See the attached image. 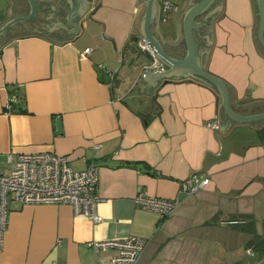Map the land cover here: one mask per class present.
Instances as JSON below:
<instances>
[{
    "label": "crops",
    "instance_id": "obj_1",
    "mask_svg": "<svg viewBox=\"0 0 264 264\" xmlns=\"http://www.w3.org/2000/svg\"><path fill=\"white\" fill-rule=\"evenodd\" d=\"M34 1V15L0 32V168L8 153L64 155L77 170L96 163L102 221L67 203L12 200L0 264H106L115 249L95 251L89 243L128 235L146 241L136 264L249 262L256 254L245 248L250 235L226 221L253 220L256 232L264 231V120L235 122L223 133L217 90L190 74L143 91L149 62L134 48L145 0H91L87 13L70 20L77 32L67 30L74 27L68 0ZM167 1L179 9L185 0ZM155 6V23H148L154 37ZM218 6L203 27H193L197 64L226 83L236 113L264 111L256 0H214L208 13ZM30 8L28 0H0V27ZM178 9L161 22L167 36ZM53 22L67 29L48 30ZM185 45L182 37L184 52ZM215 115L219 127L212 129L206 122ZM191 174L209 183L182 191ZM139 192L179 203L161 217L134 202Z\"/></svg>",
    "mask_w": 264,
    "mask_h": 264
},
{
    "label": "built area",
    "instance_id": "obj_2",
    "mask_svg": "<svg viewBox=\"0 0 264 264\" xmlns=\"http://www.w3.org/2000/svg\"><path fill=\"white\" fill-rule=\"evenodd\" d=\"M177 9V6L169 1L162 0L160 2L161 20L165 21L167 13ZM137 47L149 53L152 57V67L155 69L162 67L154 48L146 39H138ZM84 51L89 53L91 49L86 48ZM11 101L12 98L9 102ZM9 102L6 108L11 110ZM206 124L209 128L217 129L219 127L218 115L209 119ZM99 147V143L93 145L96 151ZM97 182L98 166L96 163H89L86 168L77 170L71 166L70 161L64 155L51 152L8 153L4 167L0 168V249L3 245L12 200L21 205L67 203L71 205L75 214L84 216L92 222L102 221V216L97 210L100 202V197L95 192ZM208 183V177L200 178L197 174H191L181 182V189L193 193ZM134 202L144 209L155 211L161 217H165L178 205L179 200L178 197L166 199L139 192L134 197ZM226 222L236 224L242 221L230 219ZM89 244L95 251L115 249V253L106 264H136L146 241L142 237L128 235L119 239L92 241ZM49 264L59 263L50 262Z\"/></svg>",
    "mask_w": 264,
    "mask_h": 264
},
{
    "label": "water",
    "instance_id": "obj_3",
    "mask_svg": "<svg viewBox=\"0 0 264 264\" xmlns=\"http://www.w3.org/2000/svg\"><path fill=\"white\" fill-rule=\"evenodd\" d=\"M68 1L70 2L71 9L69 11V14H66L67 20L74 27L67 29L60 22H53V26L48 30L52 31L53 28L61 26L70 32L78 31L76 24L70 22V20L77 12H84V14L87 13L90 8L91 0H85L86 2L84 0ZM145 1L147 9L140 22L141 37L142 39H146L154 48L156 57L162 63V67L159 69H155L154 67H152V57L149 55V53L143 51L149 62L144 66L145 71L142 78L146 82V88L143 89V91L151 93L152 87L156 85L159 80L160 82H167L171 79H174V77H180L190 74L192 75L191 77H197L205 83L213 86L217 90L220 104L223 109L220 122V129L223 133L232 123L235 122L251 123L264 120V111L262 110L261 112L249 115H241L236 113L231 107L229 89L226 83L220 77L206 70L202 65L197 64L195 55L196 44L194 42L192 34L193 27L194 29L199 25L203 27L205 18L209 16L213 11L217 9L220 10L221 6L215 7L211 12L208 13L214 0H185L181 7L178 9L176 16L172 20L174 33L172 36H167L160 28L162 22L160 2L157 0ZM28 2L31 6L30 12L25 16H17L8 21L6 24L0 27V32L13 22L20 21L29 18V16L31 15H34V12L36 10V3L34 0H28ZM156 4L159 7V15L156 20L158 35L154 37L148 30V23L152 20ZM91 12L92 11H90V14ZM204 15L206 16L201 21H197L199 17H203ZM256 16L258 19L256 37L260 46L264 48V0H256ZM152 21L155 23V19ZM203 36H205V38L207 39V35ZM182 37H184L186 43L185 52L181 47ZM207 41L211 42L208 39ZM200 42L202 46V41ZM55 123L57 132H61L60 117L55 118Z\"/></svg>",
    "mask_w": 264,
    "mask_h": 264
},
{
    "label": "trees",
    "instance_id": "obj_4",
    "mask_svg": "<svg viewBox=\"0 0 264 264\" xmlns=\"http://www.w3.org/2000/svg\"><path fill=\"white\" fill-rule=\"evenodd\" d=\"M12 108L13 107H11V109ZM214 219L215 217H213L206 223H212ZM231 219H236V218H231ZM237 219L242 222L233 224L234 228L250 235V238L245 243V248L249 249L251 252L253 251L254 253H256L259 258H264V231H262V233H257L253 220H246L245 218L244 219L237 218ZM232 264H240V263L235 262Z\"/></svg>",
    "mask_w": 264,
    "mask_h": 264
},
{
    "label": "rangeland",
    "instance_id": "obj_5",
    "mask_svg": "<svg viewBox=\"0 0 264 264\" xmlns=\"http://www.w3.org/2000/svg\"><path fill=\"white\" fill-rule=\"evenodd\" d=\"M174 4V3H173ZM179 4V3H178ZM183 4V3H182ZM169 13H167L168 15ZM168 20V19H167ZM166 23V21L164 22ZM134 52H138L140 56L146 57L143 51H141L139 48H134ZM148 60V59H147ZM242 251V250H241ZM248 254L250 252H247ZM250 255V254H249ZM249 262L244 261L243 264H264V258H258V255L254 254L253 256H249L248 258ZM252 261V262H251Z\"/></svg>",
    "mask_w": 264,
    "mask_h": 264
},
{
    "label": "flooded vegetation",
    "instance_id": "obj_6",
    "mask_svg": "<svg viewBox=\"0 0 264 264\" xmlns=\"http://www.w3.org/2000/svg\"><path fill=\"white\" fill-rule=\"evenodd\" d=\"M58 12H60V8L58 9Z\"/></svg>",
    "mask_w": 264,
    "mask_h": 264
}]
</instances>
